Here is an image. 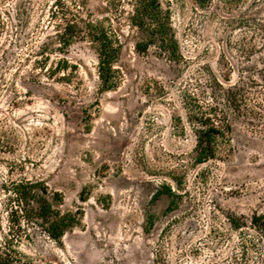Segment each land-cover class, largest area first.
Returning <instances> with one entry per match:
<instances>
[{"label":"rangeland","instance_id":"1","mask_svg":"<svg viewBox=\"0 0 264 264\" xmlns=\"http://www.w3.org/2000/svg\"><path fill=\"white\" fill-rule=\"evenodd\" d=\"M78 1L121 42L113 91L90 38H48L54 0H0V197L5 183L38 181L79 215L61 243L30 229L20 252L35 264H264L253 223L264 216V0H160L177 62L136 50L135 0ZM44 43L76 75L47 79L35 65ZM190 97L215 107L226 133L203 163ZM7 226L0 206V242Z\"/></svg>","mask_w":264,"mask_h":264},{"label":"trees","instance_id":"2","mask_svg":"<svg viewBox=\"0 0 264 264\" xmlns=\"http://www.w3.org/2000/svg\"><path fill=\"white\" fill-rule=\"evenodd\" d=\"M83 10L78 0H54L48 15L55 33L48 38L55 37L65 47H70L77 40L90 38L99 47L98 77L102 87L105 91H113L118 88L120 80L115 64L121 53V42L110 21H95L83 15ZM131 22L146 36L145 41L136 43L139 53L145 54L156 46L172 61L182 58L170 12L163 9L160 0H135ZM54 50L55 47L44 43L36 55L35 65L44 72V76L52 80H68V77L76 75L77 68L68 60H60L54 66L51 64ZM58 50L62 53L61 49ZM185 108L190 125L201 127L196 131L199 163L215 158L218 140H226V133L216 123L218 110L202 105L194 97L189 98ZM1 194L0 206L5 211L8 229L0 242V264H35L19 250L22 239L30 238V229L39 228L50 239L61 243L77 223L79 215L63 214L53 206L49 188L42 182L27 179L10 181L1 186ZM167 194L173 196L172 190L168 189ZM253 223L264 230V216H256Z\"/></svg>","mask_w":264,"mask_h":264}]
</instances>
